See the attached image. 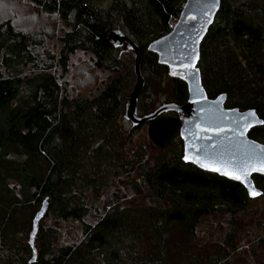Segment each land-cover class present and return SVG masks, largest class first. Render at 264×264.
Returning <instances> with one entry per match:
<instances>
[{
  "label": "trees",
  "instance_id": "16d2710c",
  "mask_svg": "<svg viewBox=\"0 0 264 264\" xmlns=\"http://www.w3.org/2000/svg\"><path fill=\"white\" fill-rule=\"evenodd\" d=\"M31 1L57 14L68 29L59 37L57 55L47 56L37 50L32 35L9 19L0 20V249L18 254L14 262L0 264H230L238 218L249 212L252 201H264V174L251 175L260 195L250 199L238 182L182 161L181 118L173 110L126 128L124 110L135 81L133 53L112 46L106 37L119 30L137 46L143 86L136 114L154 109L153 96L142 104L144 93L156 94L166 86L169 102L182 104L185 84L168 76L146 46L170 30L169 21L177 18L184 0ZM79 50L93 56L95 68L119 73L95 95L70 98L66 81L58 77ZM25 66L28 72L22 74ZM196 66L208 98L223 93L224 107L254 109L262 122L247 136L264 144V0H220L199 44ZM141 127L159 150L150 164L140 162L141 148H125ZM133 170L138 179L125 183L135 193L144 187L149 202L120 204L114 198L93 223L83 221L86 196L95 197L121 172ZM43 200L46 211L37 223L31 259L23 238ZM219 213L228 217L221 240L211 248L197 247L200 218ZM48 216L80 223V238L54 247L55 231L42 224ZM261 222L257 229L263 231L250 242L254 255L264 246Z\"/></svg>",
  "mask_w": 264,
  "mask_h": 264
},
{
  "label": "water",
  "instance_id": "95a60500",
  "mask_svg": "<svg viewBox=\"0 0 264 264\" xmlns=\"http://www.w3.org/2000/svg\"><path fill=\"white\" fill-rule=\"evenodd\" d=\"M219 1L184 0L170 30L146 46L148 51L156 55L157 62L166 66L168 76L185 84L187 94L182 104L163 102L151 112L138 116L136 99L143 86V77L138 69L137 46L119 30L109 31L106 37L112 46L119 47L125 44L126 48L133 52L135 81L125 105L124 118L132 125H138L161 112L175 111L181 118L178 136L182 143V161L238 182L245 189L248 198L254 199L259 197L260 191L254 186L251 175L264 174V171H253L264 168V144L249 138L247 132L251 127L260 125L262 121L254 109L238 110L224 107L223 93L208 98L196 66L199 44L213 21ZM253 112L255 115H250ZM214 168H219L220 171H213ZM226 172L241 175L242 179H235L232 175H226ZM245 174L246 179L243 178ZM252 192L259 195H252ZM45 211L46 201L43 200L33 215L28 233V244L32 249L31 259L35 256L33 240L37 223Z\"/></svg>",
  "mask_w": 264,
  "mask_h": 264
},
{
  "label": "rangeland",
  "instance_id": "374dc122",
  "mask_svg": "<svg viewBox=\"0 0 264 264\" xmlns=\"http://www.w3.org/2000/svg\"><path fill=\"white\" fill-rule=\"evenodd\" d=\"M107 1L101 0V3L105 4ZM3 19H9L15 28L32 35L38 41L37 50L47 56L57 55L61 44L59 37L68 29L62 24L57 14H49L40 10L35 7L31 0H0V20ZM174 21L170 20L169 25L172 26ZM120 47L126 48L125 44ZM28 69L25 66L22 69V74L27 73ZM55 73L56 75L59 74L58 68H55ZM118 73L117 69L110 71L95 68L93 56L79 50L69 56L67 72L58 77V82L66 81V94L70 98L80 95H95L110 77ZM152 96L154 103L150 110L163 102H169L167 86L156 94H150L149 91L147 94L144 93L140 99L142 104L145 105L148 102L147 98H152ZM137 114L141 116L142 112H137ZM123 122L126 128L132 126L127 119H123ZM125 148L131 151L141 148L144 157L140 162L145 160L148 164L159 154V150L149 143L144 127L133 130L130 141L126 143ZM131 179H138L136 170L121 172L110 185L103 187L95 197L88 194L86 196L87 209L83 221L93 223L114 198H118L120 204L131 203L132 201L140 202V204L149 202L144 187L141 186V192L135 193L125 183ZM249 208L250 210L246 215L241 216V218L237 217L241 227L236 233V250L231 254L230 264H259L260 261L264 260V246L255 248V255L250 252V242L263 231L257 227L262 225L261 220L264 219V201L261 199L254 200ZM227 219V215L222 213L201 217L195 229L197 247L211 248L214 242H219L227 229L225 225ZM256 219L260 220V224L255 226ZM42 224L44 228L55 231L54 247L62 244H74L80 238V223L71 219L59 220L48 216L42 220ZM28 233L24 236L23 241H28ZM18 252L20 253V251ZM17 257L18 254L14 252L0 249V261L11 259L14 262Z\"/></svg>",
  "mask_w": 264,
  "mask_h": 264
},
{
  "label": "snow or ice",
  "instance_id": "6c2138e0",
  "mask_svg": "<svg viewBox=\"0 0 264 264\" xmlns=\"http://www.w3.org/2000/svg\"><path fill=\"white\" fill-rule=\"evenodd\" d=\"M217 2H218V0H217ZM174 75H175V73H173ZM250 115H255V113L253 112V113H250ZM251 126V125H250ZM186 159H187V157H186ZM213 171H220V169L219 168H214L213 169ZM253 171H264V168H260V169H253ZM226 175H232L233 176V178H235V179H242V177H241V175H236L235 173H225ZM244 179H246L247 178V174H245L244 175V177H243ZM252 195H259V193H256V192H252L251 193Z\"/></svg>",
  "mask_w": 264,
  "mask_h": 264
}]
</instances>
